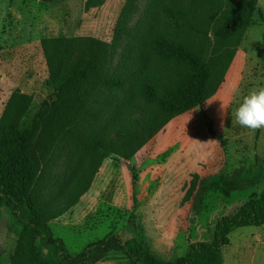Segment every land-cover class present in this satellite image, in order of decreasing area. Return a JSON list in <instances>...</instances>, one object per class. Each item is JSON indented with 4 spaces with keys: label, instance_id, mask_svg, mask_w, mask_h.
Segmentation results:
<instances>
[{
    "label": "rangeland",
    "instance_id": "rangeland-1",
    "mask_svg": "<svg viewBox=\"0 0 264 264\" xmlns=\"http://www.w3.org/2000/svg\"><path fill=\"white\" fill-rule=\"evenodd\" d=\"M0 0V119L11 97L31 100L24 126H31L55 88L46 51L58 39L91 38L109 51L54 127L39 138L34 203L47 215L74 202L49 221L54 238L77 255L108 234L137 239L164 264L184 258L194 242H212L217 222L264 191V128L233 123L231 113L250 89L264 87V0L253 15L220 89L203 106L174 120L130 160H101L91 144L107 132L128 102L148 105L134 91L139 80L171 68L174 47L190 40L175 7L193 12L205 0ZM224 10L239 0H221ZM226 48L210 32L207 49ZM74 61L78 50H73ZM184 59V58H181ZM125 76L124 85L111 80ZM132 90L135 92L133 93ZM222 249L224 264H264V226L235 229ZM0 264H56V254L0 212ZM98 264H131L120 251Z\"/></svg>",
    "mask_w": 264,
    "mask_h": 264
},
{
    "label": "trees",
    "instance_id": "trees-1",
    "mask_svg": "<svg viewBox=\"0 0 264 264\" xmlns=\"http://www.w3.org/2000/svg\"><path fill=\"white\" fill-rule=\"evenodd\" d=\"M58 3L62 0H51ZM259 0H239L227 11L221 0H205L196 13L190 5L184 11L175 7V18L192 31L190 40L174 47L171 68L159 78L150 74L139 80V72L130 65L126 74L134 78L135 89L142 98H150L148 105L137 101L126 103L111 122L109 129L91 144V151L101 160H130L151 142L175 118L203 106L216 95L225 82ZM92 4V0L87 2ZM210 32L214 41L225 50L207 49ZM46 51L51 80L55 88L52 103L44 102L31 126H24L31 100L25 95L11 97L0 119V212L11 210L18 224L39 240L45 250L56 254V264H98L108 254L120 251L131 264H164L154 258L137 239L124 241L117 234L88 244L82 252L71 255L60 238H54L49 221L57 218L78 203L90 188V183L76 193L74 202L47 215H39L34 203V182L38 171L39 138L54 127L70 103L82 98L80 90L98 73L101 59L109 45L97 39H58ZM73 50H78L74 61ZM184 58V59H181ZM127 81L125 76L111 80L118 88ZM133 90L132 92L135 93ZM264 226V191L247 201L236 213L220 218L212 242H194L184 258L172 264H224L222 249L229 245V235L235 229Z\"/></svg>",
    "mask_w": 264,
    "mask_h": 264
},
{
    "label": "clouds",
    "instance_id": "clouds-1",
    "mask_svg": "<svg viewBox=\"0 0 264 264\" xmlns=\"http://www.w3.org/2000/svg\"><path fill=\"white\" fill-rule=\"evenodd\" d=\"M259 6V5H258ZM233 123L242 128H264V87L252 88L232 113Z\"/></svg>",
    "mask_w": 264,
    "mask_h": 264
},
{
    "label": "bare ground",
    "instance_id": "bare-ground-1",
    "mask_svg": "<svg viewBox=\"0 0 264 264\" xmlns=\"http://www.w3.org/2000/svg\"><path fill=\"white\" fill-rule=\"evenodd\" d=\"M196 109H198V108H196ZM194 110V109H193Z\"/></svg>",
    "mask_w": 264,
    "mask_h": 264
},
{
    "label": "water",
    "instance_id": "water-1",
    "mask_svg": "<svg viewBox=\"0 0 264 264\" xmlns=\"http://www.w3.org/2000/svg\"><path fill=\"white\" fill-rule=\"evenodd\" d=\"M43 1H46V0H43Z\"/></svg>",
    "mask_w": 264,
    "mask_h": 264
}]
</instances>
